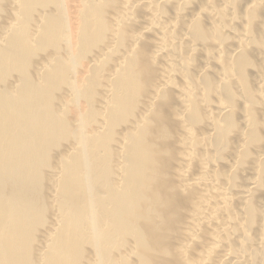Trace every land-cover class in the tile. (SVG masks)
<instances>
[{"label": "bare ground", "instance_id": "1", "mask_svg": "<svg viewBox=\"0 0 264 264\" xmlns=\"http://www.w3.org/2000/svg\"><path fill=\"white\" fill-rule=\"evenodd\" d=\"M0 264H264V0H0Z\"/></svg>", "mask_w": 264, "mask_h": 264}]
</instances>
